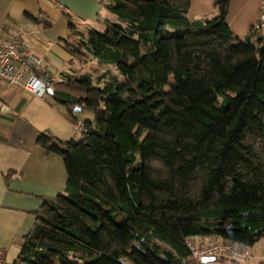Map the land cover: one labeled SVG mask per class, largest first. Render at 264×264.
I'll return each mask as SVG.
<instances>
[{
	"label": "trees",
	"instance_id": "16d2710c",
	"mask_svg": "<svg viewBox=\"0 0 264 264\" xmlns=\"http://www.w3.org/2000/svg\"><path fill=\"white\" fill-rule=\"evenodd\" d=\"M190 2L100 0L115 17L98 18L103 30L61 12L65 50L118 73L101 84L34 69L83 138L40 136L63 157L67 183L44 199L10 264H199L190 238L250 248L264 238V11L239 38L230 0L194 21ZM76 106L93 119L81 122Z\"/></svg>",
	"mask_w": 264,
	"mask_h": 264
},
{
	"label": "crops",
	"instance_id": "0c3cea01",
	"mask_svg": "<svg viewBox=\"0 0 264 264\" xmlns=\"http://www.w3.org/2000/svg\"><path fill=\"white\" fill-rule=\"evenodd\" d=\"M65 10L84 26L100 30L105 24L98 18L109 14L100 0H0V35L23 43L42 57L56 81L61 72H73L75 60L62 45L69 36L68 21L61 13ZM263 11L264 0H230L226 19L235 36L243 38L258 25ZM217 14L215 0L190 2V21ZM47 20L51 25L46 24ZM42 95L32 96L21 84L0 79V248L7 264L17 260L44 199L63 193L67 183L63 157L47 152L39 138L46 134L63 141L76 139L74 118L49 92ZM256 244L247 261L214 262L254 264L264 258L262 248H256Z\"/></svg>",
	"mask_w": 264,
	"mask_h": 264
},
{
	"label": "built area",
	"instance_id": "2783aa9c",
	"mask_svg": "<svg viewBox=\"0 0 264 264\" xmlns=\"http://www.w3.org/2000/svg\"><path fill=\"white\" fill-rule=\"evenodd\" d=\"M47 71L43 58L30 51L23 43L0 35V79L9 84H21L23 89L32 96L42 97L48 92L49 85L45 79L34 73ZM42 87L43 91H39ZM76 130L82 129L81 123H73ZM192 257L228 256L238 260L251 258V248L224 241H214L210 244L198 243L196 238L188 240ZM0 264H7L5 252L0 248Z\"/></svg>",
	"mask_w": 264,
	"mask_h": 264
},
{
	"label": "rangeland",
	"instance_id": "374dc122",
	"mask_svg": "<svg viewBox=\"0 0 264 264\" xmlns=\"http://www.w3.org/2000/svg\"><path fill=\"white\" fill-rule=\"evenodd\" d=\"M104 1H107V0H104ZM106 17H109V18H106ZM105 19L114 20L115 17L112 14H107L106 16H104V18H102V20H105ZM79 26H80V28H84V25L81 23L79 24ZM85 26H87V25H85ZM72 65H73V71L76 70L77 73L90 74L94 83H97L99 81L98 77H101V82H99V83H101V84L103 83L104 78H102V76H101L102 73H114V74L118 73V70L114 65L105 64V63L101 62L100 60H98L94 57L88 56V55L84 56L83 61H81L79 58L75 57L74 63ZM175 80H176L175 76L170 75L171 83H174ZM167 89H169V87H167ZM76 116L81 122H85L86 120H92L93 119V114L90 113L88 110L76 112ZM75 133H76V139L77 140H80L83 138V134L81 131L76 130ZM197 242L201 243L199 240H197ZM210 243L211 242L204 243V244H210ZM255 247L256 248H262L261 253H262V255H264V238L261 239L256 244ZM12 262H14V261H11V263ZM253 263L254 264H264V258H261L258 261H254ZM199 264H220V263L219 262L216 263L214 261L213 262H202V260H200Z\"/></svg>",
	"mask_w": 264,
	"mask_h": 264
},
{
	"label": "water",
	"instance_id": "95a60500",
	"mask_svg": "<svg viewBox=\"0 0 264 264\" xmlns=\"http://www.w3.org/2000/svg\"><path fill=\"white\" fill-rule=\"evenodd\" d=\"M46 83H47L48 85L50 84L48 81H46ZM48 92H49L51 95H53V93H54V89H53L51 86H49V88H48ZM81 110H82V108H81L80 106H76V107L74 108V111H75V112H79V111H81ZM201 260H202V262H213V261H216V260H217V257H215V256H204V257L201 258Z\"/></svg>",
	"mask_w": 264,
	"mask_h": 264
}]
</instances>
